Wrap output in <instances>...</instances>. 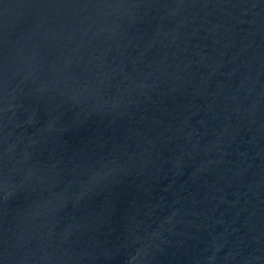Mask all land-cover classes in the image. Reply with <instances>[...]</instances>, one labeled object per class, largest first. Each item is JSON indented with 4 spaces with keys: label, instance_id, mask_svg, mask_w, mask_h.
Returning a JSON list of instances; mask_svg holds the SVG:
<instances>
[{
    "label": "water",
    "instance_id": "95a60500",
    "mask_svg": "<svg viewBox=\"0 0 264 264\" xmlns=\"http://www.w3.org/2000/svg\"><path fill=\"white\" fill-rule=\"evenodd\" d=\"M0 264H264V0H0Z\"/></svg>",
    "mask_w": 264,
    "mask_h": 264
}]
</instances>
